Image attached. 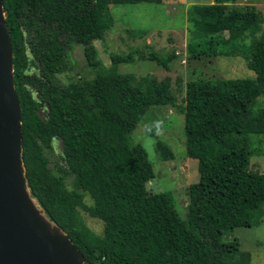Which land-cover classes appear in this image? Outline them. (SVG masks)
Wrapping results in <instances>:
<instances>
[{
  "label": "trees",
  "instance_id": "16d2710c",
  "mask_svg": "<svg viewBox=\"0 0 264 264\" xmlns=\"http://www.w3.org/2000/svg\"><path fill=\"white\" fill-rule=\"evenodd\" d=\"M162 1L2 0L30 194L89 264H250V253L226 237L256 225L264 206V173L249 170L250 137L264 136V107H256L264 95L263 16L253 5L230 7L235 0L187 10L195 32L190 58L243 56L255 77L191 80L179 104L168 79L118 72L138 50L111 55L106 67L93 45L113 26L111 5ZM69 44L82 47L91 80L56 81L67 68ZM141 57L168 71L176 56ZM168 106L183 114L186 156L198 162L184 217L171 193L147 190L153 166L130 138L149 108ZM55 140L61 154L50 167L45 151ZM156 152L162 161L174 159L162 141ZM81 211L103 223L102 233L86 225Z\"/></svg>",
  "mask_w": 264,
  "mask_h": 264
},
{
  "label": "rangeland",
  "instance_id": "374dc122",
  "mask_svg": "<svg viewBox=\"0 0 264 264\" xmlns=\"http://www.w3.org/2000/svg\"><path fill=\"white\" fill-rule=\"evenodd\" d=\"M215 0H163L160 4L138 3L127 5H111L110 15L113 26L107 30L102 40L94 41L99 59L106 67L110 65L111 55L125 56L133 50V62L118 66L121 74H131L137 79L155 76L158 80H169L171 93L177 103L185 98V85L191 80L243 79L254 78L255 74L246 66L243 56L190 58L187 44L195 32L189 30L187 10L193 5H209ZM230 7L242 8L253 5L262 14L264 20V0H235L228 3ZM264 30V23H263ZM175 52V58L164 70L155 62L147 61L141 54L155 53L166 59ZM66 66L56 81L61 84L89 81L93 75L87 67L81 46H66ZM256 107H264V95L257 100ZM39 115H46L45 109ZM133 144L141 145L153 166L154 178L147 184L151 193L169 192L173 197L174 207L180 217L185 216L188 204V187L199 180L198 162L186 156L184 116L172 107H151L145 113L135 130L130 135ZM254 154L250 158L249 170L264 173V136L250 137ZM157 140L165 143L173 152L172 161H162L156 152ZM260 141V142H258ZM61 154V143L55 140L52 150L45 155L50 167ZM71 179L67 184L71 187ZM85 203L91 204L86 198ZM81 215L86 225L100 234L103 223L88 216ZM256 225L249 228H236L226 239H236L240 250L250 253V264H264V206ZM224 239V241H226Z\"/></svg>",
  "mask_w": 264,
  "mask_h": 264
},
{
  "label": "water",
  "instance_id": "95a60500",
  "mask_svg": "<svg viewBox=\"0 0 264 264\" xmlns=\"http://www.w3.org/2000/svg\"><path fill=\"white\" fill-rule=\"evenodd\" d=\"M6 16L0 0V264H89L30 194Z\"/></svg>",
  "mask_w": 264,
  "mask_h": 264
}]
</instances>
